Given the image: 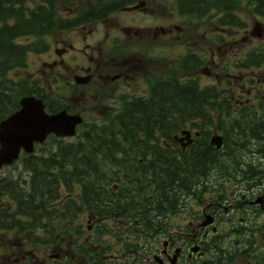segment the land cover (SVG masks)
Returning a JSON list of instances; mask_svg holds the SVG:
<instances>
[{
  "label": "trees",
  "instance_id": "1",
  "mask_svg": "<svg viewBox=\"0 0 264 264\" xmlns=\"http://www.w3.org/2000/svg\"><path fill=\"white\" fill-rule=\"evenodd\" d=\"M178 2L181 12L189 15H193V9L194 11L203 10L201 14L207 9L223 11L231 16L226 20L229 24H236L237 20L232 17H236L234 10L240 6L250 7L254 12L264 15V0H178ZM6 4L12 6L11 1L0 0V10L1 8L6 9ZM10 10L11 8L8 11ZM51 22L53 23V18ZM41 23L43 21L36 19L31 26L26 24L21 25V28H37ZM21 28L19 23L16 28L0 30V120L13 112L18 105L19 94L14 88L15 84L12 82V86H9L4 78L11 69L25 59L26 48L14 43V37ZM177 88L161 91L157 102L154 99L147 101L146 104L139 101H125L120 114L115 115L100 130L84 132L81 141L75 145H65L61 141H56L52 146L55 147L54 151L43 153L40 156L25 157L23 167L32 172L30 190L34 193L35 200L25 202V207L31 209L25 211L24 215L33 218L38 226L41 224L43 228L49 227L54 236L52 240L55 238L56 245L60 244L65 239L63 231L67 232V228L58 229V223H62V219L65 220L68 216V222L77 221V214H72V209L77 206L74 199H64L62 204L57 202L59 195L57 193H60L62 189L60 181L70 190L74 189L75 183H80L81 193H85L83 198L89 199L83 203L84 206L101 200L107 204V208L111 209L116 206L129 209L136 212L138 218L144 221L146 216L148 217V224L144 228L139 229L131 225V231L129 227H125L126 229L117 230L116 236L118 240L122 237L124 249L126 251L129 249V256L135 257L139 253L150 254L148 246L138 243L141 240V233L144 232L143 235L147 236L143 241L148 242L150 236L162 233L164 230L150 224L151 214L156 213L157 216L165 214L164 211L155 207L159 204H171L170 202L180 197L177 196L178 193H182L192 181L200 180L201 173L207 168L208 160H211L214 166L221 162V159L214 158L213 153L208 151L207 147L201 149L190 159L185 155L179 161L168 160L160 154L159 156H163L160 159L164 163L158 167L151 163L148 165L135 164L132 157L134 154H129V150L137 154L143 148V144L139 142L140 133L148 135L152 128H157L166 134L171 131L172 127H184L191 122L193 118L189 116L197 109L196 96L200 97V93L197 92V86L192 83H179ZM175 109H179L177 113ZM108 129L110 130L107 131ZM243 134L244 131L241 130L242 139ZM127 145H131L130 149ZM44 154L47 155L43 156ZM227 156L232 163L238 161L243 153L234 147ZM128 159L137 167L133 168L135 171L131 174L132 177L128 175L126 163ZM151 168L152 173H146ZM144 169L146 172L142 173ZM96 193L131 194L127 197H119ZM145 198L146 202H144ZM110 212L116 215L114 210ZM77 229L80 234L82 232L80 226ZM127 232L135 237L136 242L131 243L124 239L123 236ZM87 246L88 244L82 249L85 254L88 253L85 249ZM76 248L81 249L78 246ZM241 252L238 249L235 254L230 253L229 260H233ZM123 260L118 263L111 262V264H126Z\"/></svg>",
  "mask_w": 264,
  "mask_h": 264
},
{
  "label": "flooded vegetation",
  "instance_id": "2",
  "mask_svg": "<svg viewBox=\"0 0 264 264\" xmlns=\"http://www.w3.org/2000/svg\"><path fill=\"white\" fill-rule=\"evenodd\" d=\"M139 4V2L134 3V6ZM147 4L144 7L138 8L139 10L147 11ZM177 29V34H179V27L174 26ZM78 29V28H75ZM171 27H165L163 25H156L154 29L146 26H136L133 28L134 34L141 37L144 33H152V39H158L161 36L168 35L172 32ZM96 31V26L89 28L88 33L93 34ZM128 35L129 29L123 28ZM80 33L76 35L77 38L81 36L80 45H75L73 43H66L64 46L63 54L60 55L58 59L53 60L54 66H61L64 70L69 72L67 78H53L54 83L52 85L59 86L60 84H65L67 89H70L72 93L79 94L82 98V102H88L87 95L89 91L92 90L88 88H82L84 86L75 83L73 85L72 79L75 72L80 67L81 70H88L91 66L79 65L75 63L73 66L65 63L63 57L70 54L72 51H83L87 53V49L91 52L94 50L98 51L97 46H92L87 42V35H82ZM247 38V37H245ZM176 42L178 41V35L174 37ZM84 42V43H83ZM241 49L238 46H225L222 48H217L214 52L209 49V59L202 63L198 61L197 63H191V68L193 71H189L188 75L191 73H197L200 71L207 80V83L203 82V78H196L195 76H190L189 78L193 80L194 83L201 86H216L219 93L204 95L203 100L200 103L201 108H211L217 107L215 110H200L192 114L198 115H215L217 116H255L261 117L264 120V46H255L256 59L260 58V61L253 62L244 66L243 64L236 62L227 61L228 58H237L239 56L238 50ZM56 52V51H55ZM91 63L95 64V68L91 69L92 78L97 70H100L98 78L104 76V82L99 83L97 79H93V83L99 88H105L107 85V78H109L108 73L103 75V71L109 62L104 59V57L97 58L96 55L91 54L89 56ZM178 59H172L171 63L166 66L175 67L176 61ZM158 63V62H156ZM140 68L139 66H128L124 74L122 69H119L114 76L111 77V81L122 78L125 80L130 77L129 73ZM147 73H151L148 70ZM176 75V73H173ZM133 79V77H131ZM89 84V83H88ZM85 84V85H88ZM93 84V85H94ZM80 85V86H77ZM131 85V84H130ZM135 92L140 90V86L135 84ZM116 88V86H114ZM216 90V89H215ZM212 99L216 102L213 106ZM81 103L71 104L72 108L80 106ZM179 109L174 111L177 113ZM252 132L251 136L247 137L244 129L234 128L239 130L235 133L234 129H231L228 135L222 134L223 145H227L229 140L231 147L224 148L222 151H217L211 144V137L215 130L210 127L199 128H189L190 135L188 139L180 140V132L168 137L170 142L162 141L166 146L163 149L165 151L160 152L157 155L155 162L160 165V158H167L172 161H179L183 159V156L190 157L199 153L201 149L209 148L214 155V158L221 159V163H241L252 165L253 177L249 180L245 178L243 174H233L229 176H224L222 181L215 180L216 174H210V164H213L211 160L207 161V168L201 173V179L198 181H192L189 187V193H178L177 196H182L184 200L181 202V209L185 208V204L188 205L189 210L188 217H185L186 221L176 222V228L173 234L168 235L166 248L164 252L161 253L162 264H168L169 257L173 255L177 248H182V253L179 257L178 264H191L196 255L190 252V248L193 245L198 244L201 247L210 243L216 236V234H221L223 237L228 236L234 230H239L242 235H251L253 238V230L258 228L259 223L264 220V121L260 123ZM241 130L244 131L243 139L241 136ZM215 131L214 133H216ZM179 135V136H176ZM244 141L243 145L240 144V140ZM239 140V141H238ZM160 147L159 144H156ZM162 146V144H161ZM240 146H244L241 148ZM238 148L243 156L236 162H230L228 159V154L232 151V148ZM214 149V151H212ZM163 154V156H159ZM216 154H219L217 156ZM218 165V164H217ZM209 170V173H208ZM213 171L217 173V169L214 168ZM204 173H207L205 176ZM222 173L220 172L219 175ZM249 174V173H248ZM218 175V176H219ZM203 180V181H202ZM198 190L202 191L200 198L196 197ZM1 194V193H0ZM121 195H130L131 193H120ZM187 201V202H186ZM96 204H100L101 200L95 201ZM4 204L3 199L0 195V209ZM176 209L179 210L178 204ZM180 212V211H179ZM192 212V213H190ZM212 217V224L203 225L204 220ZM214 237V238H213ZM39 255L36 254H16V253H0V264H46L45 260H36ZM187 257V260L185 259Z\"/></svg>",
  "mask_w": 264,
  "mask_h": 264
},
{
  "label": "rangeland",
  "instance_id": "3",
  "mask_svg": "<svg viewBox=\"0 0 264 264\" xmlns=\"http://www.w3.org/2000/svg\"><path fill=\"white\" fill-rule=\"evenodd\" d=\"M59 4H60V8L61 11H63L65 13V1L64 0H59ZM155 5H148L147 7L149 8L148 12L150 13H143L141 11H137V12H131L125 8H120L116 11H114L109 19L105 20L103 23V25L107 24L111 27H119L122 24V20L123 19H130L131 16L136 17L138 20V15L137 13H141L143 15L142 17V21H139V23H144L145 25H150V26H156V25H160V24H164V26L166 27H171L173 28L171 25L175 24L179 26V34L178 35V42L172 44V40H171V36H164L162 38V40L160 42L157 43H161V44H156V48H160L161 46L165 49V51L167 52V57L165 59H161L158 61V65H157V69L161 70L162 68H164L166 65H168L169 60L174 58V55H176L178 52L179 54L183 53L185 50L188 49V46H198L199 48L195 47L197 50L199 49H203L205 47V45L207 44V37H212V34L215 31H222L223 33H225V37L227 39H229L231 36H233L234 33H238L237 31H235V29H220L217 24L214 22L213 25H207V28H205L206 26H203L204 23H206V20H198V19H194V20H190L187 18H184L183 16H181L179 14L176 2L174 0H158L155 1L154 3ZM197 8V7H195ZM240 15H242L247 23V29L250 31L253 26H254V21L255 18L254 16L248 14V13H244V11H239L238 12ZM217 13L215 11H211V16H215ZM131 21V20H130ZM193 25L195 27V29L198 31H188L186 32V28L184 29V26H190ZM103 25L100 23L98 25V30L93 32V34H89L88 33V29L86 31L83 32V35H87V42L93 44L94 46H97L100 48L101 53L99 54V57H107L105 54V48H107V43H106V39H105V33H106V29L105 30H101ZM264 25V24H263ZM187 27V28H188ZM207 30V31H206ZM240 31V33H242L244 30L240 29L238 30ZM113 34L114 33H118L117 31H111ZM174 33H177V30L174 29ZM198 35H197V34ZM176 35H173L172 33V37L174 38ZM63 35H57L55 37V40L62 38ZM147 39H149V36L147 35H142V37H136L135 41L137 43V41L139 43L145 42ZM35 38H28L25 39L26 42H31L34 41ZM74 43L80 44V39H78L77 37H75V39H73ZM256 41V40H255ZM261 40H258V42H260ZM263 41H264V37H263ZM186 42V43H185ZM84 43V42H83ZM264 43V42H263ZM229 44H233V43H229ZM136 45V44H135ZM134 45V47H135ZM98 51H95V54H97ZM145 54H148V52H143ZM155 54V53H153ZM168 55H170L169 59H168ZM140 55L137 56V58ZM142 58L145 57L141 56ZM49 60L45 55L39 56L36 55L35 53L31 54L28 57L27 60V65L24 68L18 69L14 72V76H18V75H24V76H29V77H34L35 75H39L42 78V62L43 61H47ZM151 62V59H149L147 62H145V60H142V64L141 67L139 69H137V73L134 74H129L132 75L133 79H136V81H132L131 83L133 84L131 87V91L135 90L136 85L138 84L139 86L144 87L143 86V77L145 76V74L147 73V71L149 70V64ZM89 63H87L88 65ZM112 70H110L109 73L115 71L116 66L114 64H116V60L112 61ZM86 65V64H85ZM129 65V64H128ZM107 71V68H106ZM63 72V71H62ZM42 75V76H41ZM98 75V73H97ZM110 75V74H109ZM105 78L104 76L100 79H97V81L99 83H103ZM110 79L107 78V85H105V88L108 87ZM122 81V80H121ZM124 82V81H122ZM88 86H91L93 88V91L95 92V96L97 95V97L94 96V98L92 97V100H88V102H82L80 100L75 101V103H81L80 106L78 107L79 110H85L84 114L87 115L85 116L88 120H95L99 123H102L101 119L105 118L109 112H111L112 110L109 108V106L107 105V101H110V105H112L113 101L118 99L120 95L123 94H117L116 95H111V96H107L104 97V99L100 98L98 95H100L98 93V91L101 89L103 90V88H99L96 86V84H89ZM101 92V91H100ZM101 93H109V92H101ZM66 141H72L74 140V138H65ZM77 141H80V138H77ZM66 145V144H65ZM19 173V166L17 165L16 167H10V168H3L0 169V175H10L13 177H16ZM172 203V202H170ZM87 215V214H86ZM84 216V214L82 216L85 217V220L87 219V216ZM188 213H181L177 218H173L172 223L174 225V223L177 220H181L182 218H184L185 216H187ZM264 222L261 223L262 228L261 230L258 232L257 234V241H258V246L263 247L264 248ZM7 238L9 240H7ZM13 239V236H7L4 235L3 236V240H4V250L3 251H7V247L8 245L12 244L13 242H15ZM20 239V237L18 238ZM12 240V241H10ZM231 241L228 242L226 245L224 246H231ZM243 246V247H242ZM245 247V248H244ZM237 248H239L242 252L241 257L239 258H234V263L235 264H255L254 260L252 258H246L245 253H247V248L246 246H244V244H239V247H233L230 250L234 251ZM37 253H42L43 250L42 249H35L34 250ZM219 252H213L211 254H208L206 259H218V257L216 255H218Z\"/></svg>",
  "mask_w": 264,
  "mask_h": 264
},
{
  "label": "water",
  "instance_id": "4",
  "mask_svg": "<svg viewBox=\"0 0 264 264\" xmlns=\"http://www.w3.org/2000/svg\"><path fill=\"white\" fill-rule=\"evenodd\" d=\"M21 102L22 109L0 125V166L11 163L21 147L31 151L33 142L43 141L49 133L73 134L75 125L81 121L79 115H67L65 111L46 114L41 101L34 97L24 98Z\"/></svg>",
  "mask_w": 264,
  "mask_h": 264
}]
</instances>
